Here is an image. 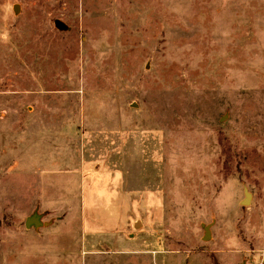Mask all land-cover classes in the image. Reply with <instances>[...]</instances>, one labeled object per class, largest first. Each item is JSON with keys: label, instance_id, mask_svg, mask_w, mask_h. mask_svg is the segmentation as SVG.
I'll use <instances>...</instances> for the list:
<instances>
[{"label": "rangeland", "instance_id": "1", "mask_svg": "<svg viewBox=\"0 0 264 264\" xmlns=\"http://www.w3.org/2000/svg\"><path fill=\"white\" fill-rule=\"evenodd\" d=\"M261 261L264 0H0V264Z\"/></svg>", "mask_w": 264, "mask_h": 264}, {"label": "water", "instance_id": "2", "mask_svg": "<svg viewBox=\"0 0 264 264\" xmlns=\"http://www.w3.org/2000/svg\"><path fill=\"white\" fill-rule=\"evenodd\" d=\"M56 25L61 29H64L65 27L59 22H56ZM43 218L44 216L42 214H40L39 212H34L31 216H29L26 219V222H25L26 229L28 230L35 229L36 231H38L42 228L49 227L51 223L43 222ZM205 232L206 234H205L204 240L208 241L211 238V226L205 227Z\"/></svg>", "mask_w": 264, "mask_h": 264}, {"label": "crops", "instance_id": "3", "mask_svg": "<svg viewBox=\"0 0 264 264\" xmlns=\"http://www.w3.org/2000/svg\"><path fill=\"white\" fill-rule=\"evenodd\" d=\"M43 222H45V221L43 220ZM45 223H47V222H45ZM49 223H51V225L49 226V227H51L53 223L52 222H49ZM49 227H46V228H49ZM136 228H137V226H136ZM42 229H44V228H42Z\"/></svg>", "mask_w": 264, "mask_h": 264}, {"label": "built area", "instance_id": "4", "mask_svg": "<svg viewBox=\"0 0 264 264\" xmlns=\"http://www.w3.org/2000/svg\"><path fill=\"white\" fill-rule=\"evenodd\" d=\"M259 264H264V262H263V261H261Z\"/></svg>", "mask_w": 264, "mask_h": 264}]
</instances>
